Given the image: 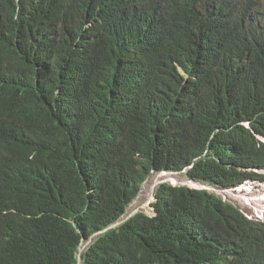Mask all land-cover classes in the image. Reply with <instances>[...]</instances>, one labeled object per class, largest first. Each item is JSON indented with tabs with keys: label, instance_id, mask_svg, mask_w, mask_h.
Segmentation results:
<instances>
[{
	"label": "trees",
	"instance_id": "1",
	"mask_svg": "<svg viewBox=\"0 0 264 264\" xmlns=\"http://www.w3.org/2000/svg\"><path fill=\"white\" fill-rule=\"evenodd\" d=\"M180 170L264 181V12L0 0V264H264V221L206 189L160 182L114 225Z\"/></svg>",
	"mask_w": 264,
	"mask_h": 264
},
{
	"label": "rangeland",
	"instance_id": "2",
	"mask_svg": "<svg viewBox=\"0 0 264 264\" xmlns=\"http://www.w3.org/2000/svg\"><path fill=\"white\" fill-rule=\"evenodd\" d=\"M249 2L251 7H253L255 10L264 12V0H246ZM173 171H162L159 173H154L150 175L146 181L143 183L141 191L137 199H135L132 204L131 208L128 210V212L122 217L116 224L121 223L127 218V215H131L132 213L143 210L147 214H152V207L151 202L154 200V189L156 185L163 181H168L170 183L175 184H181L182 182L187 185L188 181L181 173H171ZM262 172V171H261ZM165 177V178H164ZM171 179V180H169ZM262 189L264 190V183H255L254 181L248 182L244 186L232 189L229 194H225L222 192V196L226 197L228 201H231L232 203L239 206L242 210L245 212L249 211V207L246 205L244 206L242 204L243 197L245 196H253L257 197L260 196ZM234 190V191H233ZM255 200H259L261 205H264V196L262 197V200L259 198H254L252 202L254 203ZM87 243H84L81 247V250L85 249V246Z\"/></svg>",
	"mask_w": 264,
	"mask_h": 264
},
{
	"label": "clouds",
	"instance_id": "3",
	"mask_svg": "<svg viewBox=\"0 0 264 264\" xmlns=\"http://www.w3.org/2000/svg\"><path fill=\"white\" fill-rule=\"evenodd\" d=\"M183 169H186V168H183ZM173 172H178V171H173ZM261 172V171H259ZM261 173L264 174V171H262ZM187 180H190L186 177V175H184V173L182 174ZM171 180V179H169ZM192 181L193 183H195V186H189V187H192V188H199V189H206L212 193H215L217 195H220L224 200H227L226 197H223L221 194L222 192L225 193V194H229V192L232 190V189H235V188H231V189H218L214 186H211V185H207V184H203V183H198V182H195L193 180H190ZM248 182H251V181H247L246 183L242 184L241 186H244L245 184H247ZM255 183H264V181H260V180H254ZM172 185H175L174 183H171ZM179 186V185H178ZM185 186H188V185H185ZM239 186V187H241ZM213 188V189H212ZM238 188V187H236ZM234 191V190H233ZM262 192V191H261ZM264 196V193H262V195L260 196H257V197H253V196H245L243 197V202L242 204L244 206H248L249 208V211L248 212H245L244 210H242L248 217H250V219H254L256 221H264V205H261L260 201L259 200H255L254 203L252 202V200H254V198H259L260 200H262V197ZM154 201V200H153ZM228 201V200H227Z\"/></svg>",
	"mask_w": 264,
	"mask_h": 264
},
{
	"label": "bare ground",
	"instance_id": "4",
	"mask_svg": "<svg viewBox=\"0 0 264 264\" xmlns=\"http://www.w3.org/2000/svg\"><path fill=\"white\" fill-rule=\"evenodd\" d=\"M260 12V11H259ZM161 15V14H160ZM230 19V18H229ZM166 23V22H165ZM233 25V24H232ZM156 30V29H155ZM249 42V41H248ZM201 74V73H200ZM199 74V75H200ZM199 77V76H198ZM246 160V159H245ZM243 163V162H242ZM185 171L186 170H180V171H178V172H171V173H181V174H183V173H185ZM165 178V177H164ZM175 184V183H174ZM175 185H178V184H175ZM179 185H186L185 183H181V184H179ZM187 185L188 186H195V183H193L192 181H188V183H187ZM213 189V188H212ZM262 193H264V190L262 189V192H261V194L260 195H262ZM127 213V212H126ZM129 215H127V217H128ZM209 237V236H208Z\"/></svg>",
	"mask_w": 264,
	"mask_h": 264
},
{
	"label": "water",
	"instance_id": "5",
	"mask_svg": "<svg viewBox=\"0 0 264 264\" xmlns=\"http://www.w3.org/2000/svg\"><path fill=\"white\" fill-rule=\"evenodd\" d=\"M154 200H155V198H154Z\"/></svg>",
	"mask_w": 264,
	"mask_h": 264
}]
</instances>
